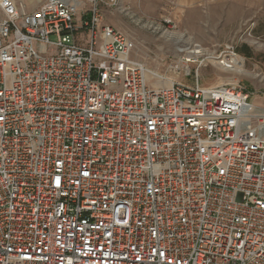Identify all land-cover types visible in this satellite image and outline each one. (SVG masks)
Returning a JSON list of instances; mask_svg holds the SVG:
<instances>
[{
    "label": "built area",
    "instance_id": "2783aa9c",
    "mask_svg": "<svg viewBox=\"0 0 264 264\" xmlns=\"http://www.w3.org/2000/svg\"><path fill=\"white\" fill-rule=\"evenodd\" d=\"M108 1L0 0V264H264V108L153 85Z\"/></svg>",
    "mask_w": 264,
    "mask_h": 264
},
{
    "label": "rangeland",
    "instance_id": "374dc122",
    "mask_svg": "<svg viewBox=\"0 0 264 264\" xmlns=\"http://www.w3.org/2000/svg\"><path fill=\"white\" fill-rule=\"evenodd\" d=\"M222 1L227 0L108 1L101 6L102 22L126 34L133 57L156 78L153 85L165 86L169 79L189 85L199 80L204 86L238 83L264 108V0L217 5ZM190 13L200 15L199 30L192 29ZM196 45L201 53L190 56ZM232 53L239 60L227 65Z\"/></svg>",
    "mask_w": 264,
    "mask_h": 264
},
{
    "label": "bare ground",
    "instance_id": "6f19581e",
    "mask_svg": "<svg viewBox=\"0 0 264 264\" xmlns=\"http://www.w3.org/2000/svg\"><path fill=\"white\" fill-rule=\"evenodd\" d=\"M234 1H222L221 3L219 2L217 5H230L231 3H233ZM236 6V5H235ZM239 9V8H238ZM236 10V9H235ZM234 12V11H233ZM236 14H239V12L238 13H236ZM231 15V14H230ZM235 15V14H234ZM199 18H200V15H198L197 13H194V14H189V20L190 21H192V25H193V28L192 29H195V30H199V24H197L198 23V20H199ZM234 18V17H233ZM199 45H196V48H193V47H190V50H189V52H188V54L191 56V54H194V55H197V54H200L201 53V49L200 48H197ZM187 49V48H186ZM230 59H231V62L232 63H235V62H238V56H237V54L236 55H234V54H231V56H230ZM191 60V58H187L186 59V61H190ZM225 62L226 63H229V61H226L225 60ZM151 74H152V71L149 69V68H147V70H146V77L150 80L151 79ZM173 81L171 80V79H169V81H168V83L165 85V86H167V85H170L171 83H172Z\"/></svg>",
    "mask_w": 264,
    "mask_h": 264
},
{
    "label": "crops",
    "instance_id": "0c3cea01",
    "mask_svg": "<svg viewBox=\"0 0 264 264\" xmlns=\"http://www.w3.org/2000/svg\"><path fill=\"white\" fill-rule=\"evenodd\" d=\"M16 1L23 3L28 11H33L37 9L43 3L44 0H16Z\"/></svg>",
    "mask_w": 264,
    "mask_h": 264
}]
</instances>
